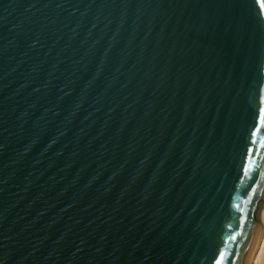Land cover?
<instances>
[{
    "label": "water",
    "instance_id": "1",
    "mask_svg": "<svg viewBox=\"0 0 264 264\" xmlns=\"http://www.w3.org/2000/svg\"><path fill=\"white\" fill-rule=\"evenodd\" d=\"M261 13L0 0V264H248L264 203Z\"/></svg>",
    "mask_w": 264,
    "mask_h": 264
},
{
    "label": "bare ground",
    "instance_id": "2",
    "mask_svg": "<svg viewBox=\"0 0 264 264\" xmlns=\"http://www.w3.org/2000/svg\"><path fill=\"white\" fill-rule=\"evenodd\" d=\"M264 203H262L263 205ZM261 205V207H262ZM260 211V210H259ZM264 206L260 214V221H259V215H258V222L260 225V231L250 258V261L248 264H254L256 259L259 257L262 250H264ZM261 222V223H260ZM258 260V259H257ZM257 263V262H256Z\"/></svg>",
    "mask_w": 264,
    "mask_h": 264
},
{
    "label": "snow or ice",
    "instance_id": "3",
    "mask_svg": "<svg viewBox=\"0 0 264 264\" xmlns=\"http://www.w3.org/2000/svg\"><path fill=\"white\" fill-rule=\"evenodd\" d=\"M256 3L258 8L264 9V0H256ZM261 18H264V13H261ZM257 117L261 123H264V112H258ZM250 191H252V189H250Z\"/></svg>",
    "mask_w": 264,
    "mask_h": 264
},
{
    "label": "rangeland",
    "instance_id": "4",
    "mask_svg": "<svg viewBox=\"0 0 264 264\" xmlns=\"http://www.w3.org/2000/svg\"><path fill=\"white\" fill-rule=\"evenodd\" d=\"M263 206L264 204L262 205V207L260 206L259 210L258 211V215H259V221H260V214H261V211L263 209ZM261 223V222H260ZM258 259V260H257ZM256 259L255 263L254 264H264V250H262V252L260 253L259 257ZM257 262V263H256Z\"/></svg>",
    "mask_w": 264,
    "mask_h": 264
},
{
    "label": "built area",
    "instance_id": "5",
    "mask_svg": "<svg viewBox=\"0 0 264 264\" xmlns=\"http://www.w3.org/2000/svg\"><path fill=\"white\" fill-rule=\"evenodd\" d=\"M264 219V218H263Z\"/></svg>",
    "mask_w": 264,
    "mask_h": 264
}]
</instances>
